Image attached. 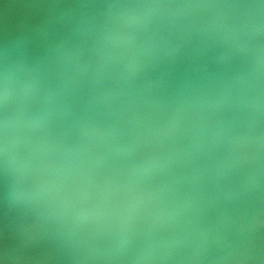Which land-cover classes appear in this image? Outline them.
<instances>
[{
  "label": "clouds",
  "instance_id": "9594fccd",
  "mask_svg": "<svg viewBox=\"0 0 264 264\" xmlns=\"http://www.w3.org/2000/svg\"><path fill=\"white\" fill-rule=\"evenodd\" d=\"M0 264H264V0H0Z\"/></svg>",
  "mask_w": 264,
  "mask_h": 264
}]
</instances>
